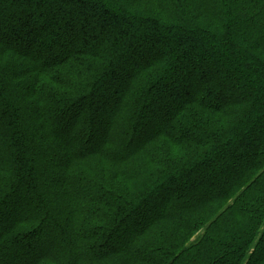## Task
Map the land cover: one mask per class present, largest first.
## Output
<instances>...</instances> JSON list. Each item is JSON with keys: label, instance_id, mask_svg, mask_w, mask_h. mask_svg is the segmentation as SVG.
<instances>
[{"label": "trees", "instance_id": "obj_1", "mask_svg": "<svg viewBox=\"0 0 264 264\" xmlns=\"http://www.w3.org/2000/svg\"><path fill=\"white\" fill-rule=\"evenodd\" d=\"M9 262L264 264V0H0Z\"/></svg>", "mask_w": 264, "mask_h": 264}, {"label": "rangeland", "instance_id": "obj_2", "mask_svg": "<svg viewBox=\"0 0 264 264\" xmlns=\"http://www.w3.org/2000/svg\"><path fill=\"white\" fill-rule=\"evenodd\" d=\"M7 29V28H6ZM6 33H8V30L7 31H5ZM45 32H46V34H47V36H49V34H51L52 32L51 31H49V30H45ZM65 44V42H60L59 43V47H61V46H63ZM47 55H48V53H44V55H43V57L42 58H47ZM53 55L55 56V54L53 53ZM56 56H57V54H56ZM156 127H160V123L161 122H159V124H158V122L156 121ZM79 143H81V141H79ZM219 178H221V177H219ZM211 186H213L212 187V190H214L215 189V185L212 183L211 184ZM204 188H199V187H196V189H193L192 191H189V193H190V195H192V196H195L196 195V193H198V191H201V190H203ZM18 208H20V206L18 207ZM20 212L21 211H18V210H16L15 212H13V213H10V215L8 216V223L11 225V224H13V223H15L14 221H15V218L16 217H18L19 216V214H20ZM128 233H131V232H128ZM123 236H125L124 234H123ZM119 240V239H118ZM44 250V247H40V253H41V251H43ZM20 256L19 257H16V259H14V261H19V260H21V258H23L24 257V253H23V251H21V253L19 254ZM8 264H15L14 262H9Z\"/></svg>", "mask_w": 264, "mask_h": 264}]
</instances>
